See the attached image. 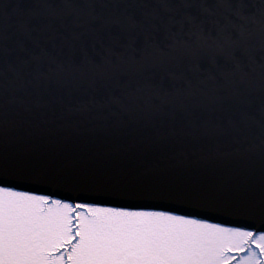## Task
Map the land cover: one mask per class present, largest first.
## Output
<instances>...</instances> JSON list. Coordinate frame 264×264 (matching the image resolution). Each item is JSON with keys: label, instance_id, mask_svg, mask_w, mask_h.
I'll use <instances>...</instances> for the list:
<instances>
[{"label": "snow or ice", "instance_id": "1", "mask_svg": "<svg viewBox=\"0 0 264 264\" xmlns=\"http://www.w3.org/2000/svg\"><path fill=\"white\" fill-rule=\"evenodd\" d=\"M89 42H109L106 54L89 57ZM76 93L87 97L80 112L149 109L194 126L206 117L214 135L226 118L233 139L258 129L264 146V0L0 4V108L55 113ZM228 223L0 181V264H264V215Z\"/></svg>", "mask_w": 264, "mask_h": 264}, {"label": "water", "instance_id": "2", "mask_svg": "<svg viewBox=\"0 0 264 264\" xmlns=\"http://www.w3.org/2000/svg\"><path fill=\"white\" fill-rule=\"evenodd\" d=\"M166 14L175 15L159 10ZM108 46L89 42L86 53L98 58ZM85 99L76 93L55 113L36 109L35 116H19L15 105L0 108V181L68 202L167 211L231 227L259 223L264 146L258 129L233 139L226 118L224 133L214 135L205 130L206 117L194 126L149 109L77 111Z\"/></svg>", "mask_w": 264, "mask_h": 264}, {"label": "rangeland", "instance_id": "3", "mask_svg": "<svg viewBox=\"0 0 264 264\" xmlns=\"http://www.w3.org/2000/svg\"><path fill=\"white\" fill-rule=\"evenodd\" d=\"M76 203H79V202H76Z\"/></svg>", "mask_w": 264, "mask_h": 264}]
</instances>
